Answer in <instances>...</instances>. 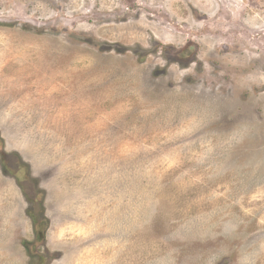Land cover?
<instances>
[{"label":"rangeland","instance_id":"rangeland-1","mask_svg":"<svg viewBox=\"0 0 264 264\" xmlns=\"http://www.w3.org/2000/svg\"><path fill=\"white\" fill-rule=\"evenodd\" d=\"M0 264H264V0H0Z\"/></svg>","mask_w":264,"mask_h":264},{"label":"trees","instance_id":"trees-1","mask_svg":"<svg viewBox=\"0 0 264 264\" xmlns=\"http://www.w3.org/2000/svg\"><path fill=\"white\" fill-rule=\"evenodd\" d=\"M7 164H8V163H7ZM30 215H31V217H32V219H33L34 221H37V219H36V213H34L33 210H30Z\"/></svg>","mask_w":264,"mask_h":264},{"label":"bare ground","instance_id":"bare-ground-1","mask_svg":"<svg viewBox=\"0 0 264 264\" xmlns=\"http://www.w3.org/2000/svg\"><path fill=\"white\" fill-rule=\"evenodd\" d=\"M233 103V102H232ZM235 105V104H234Z\"/></svg>","mask_w":264,"mask_h":264}]
</instances>
